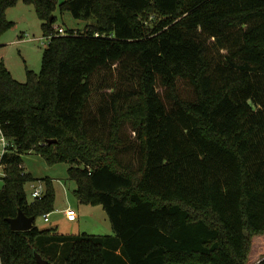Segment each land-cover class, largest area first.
<instances>
[{
    "label": "trees",
    "instance_id": "16d2710c",
    "mask_svg": "<svg viewBox=\"0 0 264 264\" xmlns=\"http://www.w3.org/2000/svg\"><path fill=\"white\" fill-rule=\"evenodd\" d=\"M20 1L49 45L25 83L0 62V264H38L35 251L48 264H247L264 235V0H0V38ZM58 9L90 23L60 35ZM31 151L70 164L79 203L101 205L113 235L36 226L56 190L46 178L29 201ZM19 211L33 229H11Z\"/></svg>",
    "mask_w": 264,
    "mask_h": 264
},
{
    "label": "rangeland",
    "instance_id": "374dc122",
    "mask_svg": "<svg viewBox=\"0 0 264 264\" xmlns=\"http://www.w3.org/2000/svg\"><path fill=\"white\" fill-rule=\"evenodd\" d=\"M7 19L14 26L2 34L0 38V62H3L11 72L13 78L20 82L27 81V71L39 74L42 70V58L49 45V39L44 36L42 21L33 5L19 2L7 10ZM57 17L55 28L84 30L90 22L75 19L70 12L59 9L55 12ZM111 82L116 81V73H112ZM100 82H97L99 84ZM100 94L94 96L91 105L97 103ZM2 135H0V157L2 156ZM8 142V141H7ZM25 172L31 173L36 182L26 186L29 201H33L32 184L42 183L45 192L44 179L50 178L56 190L54 212L49 214V221L44 216L36 219V226L40 229H53L59 235H113L110 220L101 205L80 204L74 194L77 185L69 178L70 164L59 163L49 165L46 160L34 151L23 155ZM3 169L0 168V191L3 189ZM74 209L78 214L76 222H69L65 210ZM264 258V235L256 236L252 241V250L247 264H256Z\"/></svg>",
    "mask_w": 264,
    "mask_h": 264
},
{
    "label": "built area",
    "instance_id": "2783aa9c",
    "mask_svg": "<svg viewBox=\"0 0 264 264\" xmlns=\"http://www.w3.org/2000/svg\"><path fill=\"white\" fill-rule=\"evenodd\" d=\"M55 29L59 32L60 35H66V31L64 29H62V28H55ZM0 135L3 136L1 131H0ZM1 142H2V156H3L4 153L7 151L8 147L10 146V144H9V142H7V140L4 136L2 137ZM2 156L0 157V168L3 169L2 163H1ZM42 186H43L42 183H40L39 186L32 184V188L34 189L32 192L33 199L42 197V195L44 193ZM65 215H66V218L69 222H76L78 220V214L72 208L66 209ZM44 218H45V221H49V214L45 215Z\"/></svg>",
    "mask_w": 264,
    "mask_h": 264
},
{
    "label": "water",
    "instance_id": "95a60500",
    "mask_svg": "<svg viewBox=\"0 0 264 264\" xmlns=\"http://www.w3.org/2000/svg\"><path fill=\"white\" fill-rule=\"evenodd\" d=\"M54 141H49V143H54ZM10 227L15 232H26L34 228V217H27L22 211H19L17 217L13 219H8ZM35 259L38 264H48L49 262L45 260L39 253L34 252Z\"/></svg>",
    "mask_w": 264,
    "mask_h": 264
},
{
    "label": "crops",
    "instance_id": "0c3cea01",
    "mask_svg": "<svg viewBox=\"0 0 264 264\" xmlns=\"http://www.w3.org/2000/svg\"><path fill=\"white\" fill-rule=\"evenodd\" d=\"M257 263H258V262H257ZM257 263H256V264H257Z\"/></svg>",
    "mask_w": 264,
    "mask_h": 264
}]
</instances>
